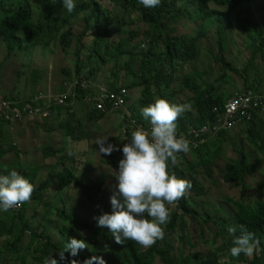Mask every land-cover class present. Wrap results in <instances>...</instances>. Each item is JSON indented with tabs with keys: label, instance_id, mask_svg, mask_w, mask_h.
Wrapping results in <instances>:
<instances>
[{
	"label": "trees",
	"instance_id": "1",
	"mask_svg": "<svg viewBox=\"0 0 264 264\" xmlns=\"http://www.w3.org/2000/svg\"><path fill=\"white\" fill-rule=\"evenodd\" d=\"M253 2L161 0L158 7L144 8L139 0H75V9L68 13L63 9L61 0H0V52L6 53L5 61L8 65L14 63L11 55L17 48L24 51L39 46L45 57L48 56L44 47L50 48L52 45L66 52L75 36L71 21L81 16L84 28L77 34L75 41V80L98 86L106 85L112 91L127 88L129 98L130 93L132 96L127 101L131 117L144 125H150V122L144 120L141 109L154 103L156 98L175 104V85L180 82V86L191 97L188 101L190 108L176 121V130L188 131L214 122L223 112L227 103L224 102L227 89L223 85L232 82L227 71L243 76L246 90L259 92L264 88V74L261 70L258 73L253 64L259 54L264 59V14L260 19L254 17L256 7ZM259 4L257 8L264 10V0ZM127 11L140 13L139 21L143 22L141 33L131 26L137 20H126ZM188 22L195 23L190 31H186ZM179 25L182 28L180 32ZM238 26L247 28L248 39L245 40V45L249 50L252 49L247 60L250 66L243 68L244 74L227 57L231 34ZM212 28H215L216 48H208L206 51L199 44L201 42L205 46L202 39L211 33ZM207 52L213 56L208 62H204L201 54ZM189 64L192 67L186 71L184 68ZM104 67H109L110 79L98 84V73ZM8 70L12 73V77L8 79L11 88L15 86L18 89L20 84L24 85L28 81L29 69L24 63L15 64ZM61 73L66 79L70 78V72L64 67ZM129 78L132 79L130 84ZM29 82L33 87L39 85L36 76ZM40 91L41 89L35 93ZM135 92L139 96L134 95ZM33 94H27L24 100L19 95L12 94L5 100L29 102L35 96ZM85 96L86 93L80 91L79 101H84ZM68 111L70 110L60 108L53 110L57 116ZM104 116L105 113L92 109L86 118L100 120ZM261 116L254 115L251 122L244 125L245 139L242 138L243 129L239 130L237 136L221 132L218 137L211 138L192 152L198 157V161H190L187 155L178 158L176 165L169 162V173L191 181L192 187L175 206H169L170 220L162 226L165 238L147 249L131 240L117 244L106 227L97 226L94 217L110 213L111 205L100 202L91 208L92 206L80 204L94 202L96 196L102 195L104 182L95 181L86 173L80 176L84 177L83 182L74 174L73 171L77 170L67 166L64 161L65 166L59 173L52 171L48 179L35 183V167H27L22 159L30 158V154L43 156L44 159L56 157L63 155L66 149L45 146L46 142L39 141L35 144L36 150L32 151L27 141L35 143V134H26L18 139L14 135L10 136L14 132L22 134L16 131L18 123L0 121V160L8 159L0 162V175L7 174L5 168H20L19 173L34 185L30 202L21 207L25 210L30 205L44 207L42 220L38 219L40 211L35 212L32 220L22 213H18V217L13 214L11 222L0 220V238L4 235L9 237L0 241L3 248V251L0 250V264L3 261L6 264H43L44 259L51 255L59 260L58 252L64 249L71 238L82 239L89 247L80 250L76 257L65 253L68 260L60 261V264H69L71 259L83 264L85 259L92 256L103 257L106 264H264V128L260 126L263 122ZM34 124H38V121ZM12 127L14 131L11 130ZM8 136L10 138L5 139ZM246 140L263 154L252 153V148L248 151ZM130 141L131 135L119 148L122 149ZM222 142H228L232 146L237 158L229 159L218 175L223 184L238 189L239 195H221L219 201L214 202L209 199L210 185L216 186V162L221 157L219 150ZM208 145L210 149L203 148ZM211 147L216 150L211 151ZM244 151L252 154H245ZM204 152L209 153V160H202L201 154ZM15 156L19 159H14ZM253 157L257 165L250 169L247 163ZM182 159H185V163H180ZM256 171L260 176L252 188L254 184H250L248 178L255 176ZM206 181L212 183L209 185ZM70 187H77L82 194L81 200L74 204L70 203L66 193ZM251 189L253 195L250 193ZM51 190L54 193L52 201L48 199ZM73 217L81 220L79 229L72 225ZM37 219L38 225H35ZM188 219L197 226L209 225V235L201 230L200 233L187 237ZM241 224L246 225L248 231L254 233L255 239L259 241V247L252 257L244 254L232 257L229 253L232 236L228 229H239ZM18 225L19 229H15ZM27 231H30V236L26 234Z\"/></svg>",
	"mask_w": 264,
	"mask_h": 264
},
{
	"label": "rangeland",
	"instance_id": "2",
	"mask_svg": "<svg viewBox=\"0 0 264 264\" xmlns=\"http://www.w3.org/2000/svg\"><path fill=\"white\" fill-rule=\"evenodd\" d=\"M34 1V0H32ZM254 7V17L256 19L262 18V15L264 14V10L258 9L259 2L261 0H253ZM67 12H64V14ZM140 13L139 12H132L129 11L125 12V18L129 22L132 20H137V22L133 25H131L133 28H135L138 33H141L143 26V22L140 20ZM72 27L75 32V36L73 38V43L71 47L66 52L60 51L59 47L55 48L54 45L49 47H44L46 52V55L48 57H45L43 55V50L37 46L33 49V47H30L24 51H20L18 48L17 51L13 52L11 55V60L14 62L12 65H8L5 61L6 53L0 52V98H8L11 97L12 94H16V96L20 97V99L24 100V97H27V94L29 95H36L35 91L41 89L40 92H43L45 94L56 95L59 92H62L64 83H70L75 78L74 75V67L75 64L73 63V60L75 59L74 51L76 49V36L79 34L83 28L84 24L81 20V16L75 17L72 19ZM194 22H188L187 23V29L186 31H190L192 29V26H194ZM179 32L182 30L181 26L179 25ZM214 32L215 28L211 29V33L204 39H202V43L205 45L203 46L200 42V46H202L206 51L208 48H212L213 50L216 48L215 46V38H214ZM247 28L238 26L236 27L231 36V42L229 51L227 52V57L234 61L235 67H238L241 69L242 73L244 74L243 68L245 69L250 66L248 63V59L250 57V50L245 45V40L248 39L247 35ZM143 36H141L142 38ZM138 37V41H139ZM57 40H55L56 42ZM213 55H210V53H202L201 54V60L204 62H208ZM27 69H29L28 72V81L23 85L20 84V87L17 89V87H12L8 83V79L12 77L11 71L8 69L15 65V64H23ZM258 71L261 70L264 74V59L260 57V54L258 55L256 61L253 63ZM66 69L68 72H70V78L66 79L62 73L61 70ZM189 67H192V65H187L184 69L188 71ZM109 67L104 69L98 73L97 82L98 84H103L108 79H110ZM186 71L184 73H186ZM36 73V74H33ZM227 74L230 75L232 78L231 84L224 83V87L227 89L224 102L228 101L229 98L233 97L234 95L238 93L244 92L246 89L244 87L245 81L244 77L240 76L239 74H233L232 71H227ZM37 77V85L38 87H33L32 84L29 82L34 79V77ZM132 82V79H128V84ZM36 85V86H37ZM176 88V100L177 102L175 104L178 105H187V109L190 108L189 106V98L191 97L189 94L185 92V89L180 86V82H177L175 85ZM254 91V90H253ZM256 91V90H255ZM258 92V90L256 91ZM262 92V93H261ZM140 93V90H139ZM258 93L263 94L264 88L261 89ZM134 95L139 96L138 92L134 93ZM32 96V97H33ZM171 98H174V95L170 96ZM131 93L130 98L131 99ZM72 108V112L68 111L66 113H60L59 116H54L53 114L51 117L46 118L47 124L45 125V128L49 132L48 139H46V143H49L54 148H62L66 149L63 155H58L56 157H47V159H44L43 156H33V154H30V158L28 159H22L27 167L34 166L36 172H37V179L35 183L43 182L44 180L48 179L51 175L52 171H55V173H59L63 166H65L63 163L66 162V165L69 167L74 168L77 171H73L74 174H76L77 177L80 178L84 182V177L81 178L84 173H86L91 179L98 181L100 183L104 182V193L102 195H98L94 198V202H83L80 203L83 206H92L91 208L95 207L96 204L103 202L106 205H110V196L113 194V192L117 191L116 185L117 181L115 179V173L118 171V162L120 159L123 158L122 151H113L111 155H105L103 153H99V145L96 144L97 139L101 137H107V143H111L116 146H120L121 143H124L125 139H128L129 136L122 133V120L121 115L123 113V110H115L112 112L105 113V116L100 120H89L86 118L87 114H89L92 111V105L85 101H78L77 103H74L72 105H69ZM66 108V107H65ZM128 108V106H127ZM186 109V110H187ZM262 119V126L264 128V113L260 114ZM184 116V113L183 115ZM39 119V118H38ZM32 122H35L36 119L31 120ZM46 123V122H45ZM24 122L18 123V125H22ZM246 126H240L229 133H231L234 136H237V133H239L240 129L242 130V138L245 139V128ZM62 128V130H60ZM65 130L68 132V135H66ZM35 134L36 137L40 134V129L32 127V131H27L25 134ZM72 136H74L72 138ZM10 136L6 137V139H9ZM72 138V139H71ZM76 139V140H75ZM247 150L250 151L251 148L253 150L252 153L255 152V154H263L262 152L259 153V151L256 150V147L246 140ZM251 147H250V146ZM203 148L210 149L209 145ZM216 150L211 147V151ZM69 151L72 152V155H69ZM248 151H244L245 154H252ZM220 159L216 162L217 163V178L216 182L214 183L216 186H211V181H206L207 184L210 185L211 193L209 195V199H211L214 202H218L221 195H232L235 196L236 193L239 195V190L234 188L232 189L229 187V185H225L221 182V179L219 177V171L224 168L225 164L229 159L235 160L237 158V154L235 153L234 149L228 142H222L220 147ZM197 154V153H196ZM40 155V154H39ZM109 156L110 158H108ZM189 159L190 161H198V157L194 153H189ZM64 157V158H62ZM202 160H209L210 155L208 152H204V154H201ZM14 159H19V157L15 156ZM8 159H1V161H7ZM258 158H256V161ZM185 159H182L180 163H185ZM255 163V165H254ZM250 167V169H253L256 167L257 162H255V158L249 159L247 163ZM187 166V165H185ZM24 167V166H23ZM22 167V168H23ZM179 167L183 169V166L179 164ZM20 171L21 169L16 167ZM27 170V169H25ZM28 171L30 169L28 168ZM259 173H255V176H252L248 178V182L250 184H254L252 188L255 187V184L257 183V178L259 177ZM67 197L69 198L70 203L74 204L76 201L81 200L82 194L80 193V190L77 187L69 188L67 191ZM250 193L253 195V189L250 190ZM54 198V193L52 190L48 193V199L52 201ZM86 200V199H84ZM54 202V201H53ZM79 204V202H78ZM22 208V207H21ZM44 207H38L35 205H30L27 210L22 208V211L20 210V207H18L15 210H20L18 212L16 211H8L3 212L0 211V220H3L5 222H11L13 221L14 215H17L18 213H22V215L29 220H32V216L35 214V212L40 211V216H38V219L42 220ZM14 214V215H13ZM18 217V215L16 216ZM35 221V225H38V221ZM74 221V225L76 229L80 228V222L81 220L77 217H73L72 219ZM187 231L186 235L187 237H191L193 235H196L202 231L204 233L208 234L210 233V229L208 228L209 225L203 224L202 226H197L193 224V222L188 219L187 221ZM15 229H19V225L15 227ZM28 232V233H27ZM26 234L30 236V231H27ZM9 238L8 236H3L0 238V241L5 240ZM0 250L3 251L2 246L0 245ZM189 253V250H188ZM2 264H6L4 261Z\"/></svg>",
	"mask_w": 264,
	"mask_h": 264
},
{
	"label": "clouds",
	"instance_id": "3",
	"mask_svg": "<svg viewBox=\"0 0 264 264\" xmlns=\"http://www.w3.org/2000/svg\"><path fill=\"white\" fill-rule=\"evenodd\" d=\"M63 9L71 13L75 0H61ZM144 8H155L161 0H139ZM187 105L173 104L163 98L141 109L144 120L150 122V130L136 128L131 133V141L121 148L107 143V137L97 139L99 153L111 155L113 151H122L123 158L118 162L115 173L117 191L110 196L111 212L94 217L98 227H106L115 243L134 241L147 249L165 238L164 225L170 220L169 206H175L191 189V181L177 178L168 171L169 162L176 165L178 154L191 151L190 141L177 136L176 121L186 111ZM69 155L72 152L69 151ZM6 175H0V211L8 212L30 202L34 185L15 169L5 168ZM239 234L237 235V231ZM232 257L244 254L252 257L259 247L254 233L246 225L230 227ZM84 240L71 238L62 251L59 260L53 255L44 259L43 264H60L67 261L65 253L76 257L80 250L88 248ZM69 264H80L71 259ZM83 264H106L103 257L92 256Z\"/></svg>",
	"mask_w": 264,
	"mask_h": 264
},
{
	"label": "built area",
	"instance_id": "4",
	"mask_svg": "<svg viewBox=\"0 0 264 264\" xmlns=\"http://www.w3.org/2000/svg\"><path fill=\"white\" fill-rule=\"evenodd\" d=\"M80 91L86 93L85 102L92 105V109L103 113L115 110H123L121 115L122 133L131 135L136 128L150 130V125H144L131 117L127 108L129 91L127 88H120L118 91H112L106 85L98 86L87 81L79 82L73 80L70 83H64L62 92L56 95L37 93L29 102H10L0 98V121L10 122L11 124L25 122L29 119L51 117L54 109H70L69 105L79 101ZM66 107V108H65ZM264 113V94L251 89L245 90L229 98L221 112L214 122H210L200 128H190L188 131L176 130L177 136H183L190 141L191 151L197 150L211 138H216L221 132H230L233 129L246 125L253 119L254 115ZM14 128L12 127L11 130ZM189 153L178 154V158L189 155ZM10 209L13 212L22 210Z\"/></svg>",
	"mask_w": 264,
	"mask_h": 264
},
{
	"label": "crops",
	"instance_id": "5",
	"mask_svg": "<svg viewBox=\"0 0 264 264\" xmlns=\"http://www.w3.org/2000/svg\"><path fill=\"white\" fill-rule=\"evenodd\" d=\"M54 116H56V114ZM31 120H33V119H29L28 121L26 120L24 122V124L18 126V128L16 129V131L17 132H22L21 135H18L16 132H14L10 136L14 135L16 138L21 139L22 136H26V134H25L26 133V130L27 131H32V127L39 128L40 129V134L36 137L37 139H36L35 143H32L29 140L27 141V145L30 148V150L35 151L36 150V147H35V144L36 143H38L39 141H44L45 142L46 139H48L49 132L45 128V125H44V124H47L48 122L45 119H42V118H39L38 119V118H36V120L38 121V124L35 125L34 122H32ZM60 130H62V128H60ZM4 132H6V130H4ZM65 132H66V135H68V132L66 130H65ZM5 139H6V137H5ZM1 142H2V139H0V144H1ZM45 146H51V145L49 143H45ZM19 154H20V152H19Z\"/></svg>",
	"mask_w": 264,
	"mask_h": 264
}]
</instances>
